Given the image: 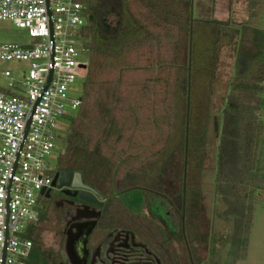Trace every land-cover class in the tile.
<instances>
[{"label": "trees", "instance_id": "16d2710c", "mask_svg": "<svg viewBox=\"0 0 264 264\" xmlns=\"http://www.w3.org/2000/svg\"><path fill=\"white\" fill-rule=\"evenodd\" d=\"M86 2L81 105L59 137L57 171L81 174L103 201V222L146 237L159 247L163 264H182L162 224L128 211L118 198L130 190L157 196L178 214L182 232L197 241L200 260L201 183L220 22L193 19L192 0ZM263 109L264 59L237 54L216 149L217 192L234 219L231 264L246 257L252 201L264 189V173L255 171ZM170 183L173 193L166 190ZM112 214L126 219L113 221ZM44 218L40 214L26 229L33 245L25 264L47 263L36 230Z\"/></svg>", "mask_w": 264, "mask_h": 264}, {"label": "built area", "instance_id": "2783aa9c", "mask_svg": "<svg viewBox=\"0 0 264 264\" xmlns=\"http://www.w3.org/2000/svg\"><path fill=\"white\" fill-rule=\"evenodd\" d=\"M88 18L86 0H0V21L30 38L27 45H0V60L19 64L0 71V264H25L30 254L26 229L53 188L50 156L64 121L81 105V92L70 90L86 73L81 33Z\"/></svg>", "mask_w": 264, "mask_h": 264}, {"label": "rangeland", "instance_id": "374dc122", "mask_svg": "<svg viewBox=\"0 0 264 264\" xmlns=\"http://www.w3.org/2000/svg\"><path fill=\"white\" fill-rule=\"evenodd\" d=\"M191 14L193 19L220 22L217 33L213 89L201 183V240L197 250L200 260L194 255L196 240L191 238L187 229L182 232L183 226L181 223L179 224L178 214L169 208L163 200L156 198L157 196L154 198L155 195H145L139 190L121 192L118 194V198L128 211L133 213L145 212L163 226L162 218L167 223L166 229L168 231L171 226L174 233L171 235L176 238L179 236L177 241L174 239L175 250L173 253L176 251L180 260L184 258V264H231L232 257H234V248L231 246L234 219L228 212L227 203L218 194L216 183V149L220 110L231 81L237 54H248L264 59V0H192ZM29 42L30 38L25 29L14 26L10 21H0V45L7 43L27 45ZM80 61H86V56L80 58ZM22 65L25 67L26 64L22 63ZM18 67L19 64L15 62L0 60V71L9 69L14 72ZM15 75L18 76L16 73ZM82 80L83 78L77 79L70 90V94L76 95V93L81 92ZM3 85L4 80L0 77V86ZM69 126V121L65 120L61 132L66 134ZM61 149V145H59L58 149L50 156V168L52 169L49 172L50 175H55L57 172V158ZM255 171L264 173V130L257 152ZM166 190L173 193L176 186L171 183L167 184ZM40 200V214H44L45 218L40 221L36 230L38 231L39 248L41 249L39 252H43L45 255L44 250L56 246L59 226L55 223L54 211L47 205L46 198H40ZM111 219L113 221L125 220L126 215L120 217L112 214ZM251 220L246 257L244 259L239 258L235 264H264V189L254 194ZM103 221L100 220V223L107 224ZM164 233L169 238L166 230ZM146 236H153V234L148 231ZM162 238L164 236L160 231V241H163ZM182 242L185 250L182 247ZM190 258L192 259L191 263Z\"/></svg>", "mask_w": 264, "mask_h": 264}, {"label": "flooded vegetation", "instance_id": "af4514ba", "mask_svg": "<svg viewBox=\"0 0 264 264\" xmlns=\"http://www.w3.org/2000/svg\"><path fill=\"white\" fill-rule=\"evenodd\" d=\"M64 190L52 188L45 197L59 226L56 246L44 250L46 264H163L159 247L146 237L127 227L100 223L103 204L85 203ZM161 220L169 238L177 241L179 236H172V227L169 232Z\"/></svg>", "mask_w": 264, "mask_h": 264}, {"label": "water", "instance_id": "95a60500", "mask_svg": "<svg viewBox=\"0 0 264 264\" xmlns=\"http://www.w3.org/2000/svg\"><path fill=\"white\" fill-rule=\"evenodd\" d=\"M81 67L83 69H86L85 65H82ZM51 185L56 189L65 188L64 191H66L69 195L77 197L78 200L85 203L96 206H102L103 204L98 200L97 192L83 182L81 174L79 172L59 171L54 175ZM49 192L50 189L45 193L44 189L41 190V194L44 193L45 197L48 196ZM91 226L92 224L89 225V228H91ZM82 246H84V243Z\"/></svg>", "mask_w": 264, "mask_h": 264}]
</instances>
